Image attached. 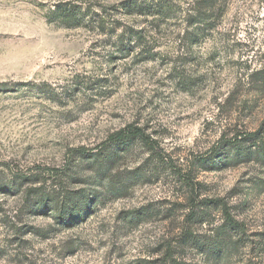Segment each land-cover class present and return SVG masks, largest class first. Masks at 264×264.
<instances>
[{
    "label": "rangeland",
    "instance_id": "obj_1",
    "mask_svg": "<svg viewBox=\"0 0 264 264\" xmlns=\"http://www.w3.org/2000/svg\"><path fill=\"white\" fill-rule=\"evenodd\" d=\"M197 2L0 0V264H264V0Z\"/></svg>",
    "mask_w": 264,
    "mask_h": 264
},
{
    "label": "trees",
    "instance_id": "obj_2",
    "mask_svg": "<svg viewBox=\"0 0 264 264\" xmlns=\"http://www.w3.org/2000/svg\"><path fill=\"white\" fill-rule=\"evenodd\" d=\"M220 0H199L197 2V6L199 7V10H197V16L196 20H193L195 24L199 25L200 27L207 26V23H209L210 19L212 18L213 15H209L212 10L216 7V4ZM142 7L143 6L141 3H130L127 4L124 8V14L125 15H131V13H135L136 15H145L142 14ZM126 9V10H125ZM126 11V12H125ZM54 15L60 21L61 23L65 25H71V27H79L82 25L84 22V16L81 14V11L77 9L75 6L74 7H57L55 9ZM196 21V22H195ZM255 77H257V81H263L264 82V69H260L256 71L255 73L253 72L250 75V79L253 80ZM137 139L140 142L144 143V136L141 133V131L138 128H133L131 125L127 126L123 130L111 135V139L114 141H122L126 139ZM225 209V208H224ZM65 218L63 219V221ZM226 225L230 229H238L239 230V223L234 221L227 215L226 219ZM237 230V231H238ZM264 247V246H263ZM171 264H177V263H171Z\"/></svg>",
    "mask_w": 264,
    "mask_h": 264
}]
</instances>
